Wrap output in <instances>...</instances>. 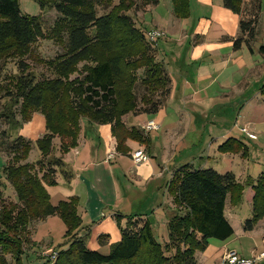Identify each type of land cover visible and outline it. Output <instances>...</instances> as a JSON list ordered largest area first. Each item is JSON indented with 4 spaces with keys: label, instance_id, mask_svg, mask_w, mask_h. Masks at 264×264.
<instances>
[{
    "label": "trees",
    "instance_id": "16d2710c",
    "mask_svg": "<svg viewBox=\"0 0 264 264\" xmlns=\"http://www.w3.org/2000/svg\"><path fill=\"white\" fill-rule=\"evenodd\" d=\"M101 1L36 0L42 12L51 9L58 15L48 31L42 16L21 11L19 0H0V71L15 61L18 72L14 89L4 96L12 105H5L0 114L6 126L0 133V153L9 159L0 170V264H24L23 260L34 253L27 250L34 245L33 226L52 217L60 218L66 231L55 261L48 260L47 264H198L196 255L205 252L211 240L233 237L226 206H241L249 188L254 197L245 232H252L264 219V175L256 182L249 179L241 184L231 172L221 174L191 165L178 168L169 182L174 209L167 224L166 243L156 239L149 221L131 216L121 229V241L111 245L108 254L92 251L87 246L89 233L79 213V200L73 197L52 204L47 187L57 186L60 179L70 183L74 177L57 154L66 155L77 146L81 119L111 125L117 152L126 156L129 141L145 144L147 138L143 130L127 128L122 118L130 113L135 117L158 114L171 93V79L157 59V50L128 15L131 8L140 11V6L123 0L99 16ZM222 2L240 18V36L230 40L234 50L246 45L251 51L264 0ZM172 3L174 16L189 17L190 0ZM142 5L156 7L159 0H143ZM46 40L60 44L63 54L45 63L49 72L30 71L24 59L30 57L34 45ZM139 71H143L141 79ZM138 85L146 91L141 104ZM261 91L264 96V86ZM35 113L45 117L46 134L35 142L16 136L15 130L29 123ZM57 137L62 142L59 149L54 144ZM33 150L39 157L27 163ZM242 150L243 145L235 139L219 148L223 154L245 155Z\"/></svg>",
    "mask_w": 264,
    "mask_h": 264
},
{
    "label": "crops",
    "instance_id": "0c3cea01",
    "mask_svg": "<svg viewBox=\"0 0 264 264\" xmlns=\"http://www.w3.org/2000/svg\"><path fill=\"white\" fill-rule=\"evenodd\" d=\"M201 1L210 2V0ZM161 3L167 8V12L162 14L159 23L168 33L162 47L173 57L170 65L174 66V73L169 70L168 53L160 51L158 59L169 73L171 93L158 114H143L136 117L132 115L133 119L127 124L124 123L129 128H137V125L154 122L160 126L159 130L145 134L146 144L129 141L127 146L130 153L124 156L117 152V140L113 136L111 125L85 123L77 146L63 157L64 162L73 172V179L70 183L60 179L57 186L47 187L53 205L73 197L79 200V213L85 231L89 233L87 246L90 250L102 254H108L111 245L121 241V229L126 225V218L131 216H140L143 220L149 221L156 239L160 243L167 242V224L173 208L172 199L168 197L167 185L172 173L182 167L178 165L176 156L184 144L183 130H187L188 135L195 127L194 124L203 120L202 118L199 120L197 115H204L221 106L223 102L220 100L231 96L229 89L242 84L246 78L244 71L249 66L247 56L249 57L251 53L248 47L243 45L241 50L235 51L233 42L230 41L240 36V18L225 9L222 2V9L214 8L210 22L201 20L192 26L187 21L173 19L172 0H159L155 10L161 9ZM235 17L238 19L236 20ZM184 23H188L186 27H183ZM169 24H171L170 28H168ZM180 48V53L175 55V51ZM183 61L190 63L186 67V74L183 70ZM190 66L195 68L194 74L188 73ZM45 134L46 121L40 113H35L28 124L15 130L16 136L33 142ZM223 138L225 140V137ZM142 146L147 149L149 161L137 171L131 155ZM169 146L173 151L171 156L167 151ZM56 147L60 148L57 145ZM109 155L113 156L110 160ZM0 156L2 159L0 170H2L9 159L4 154L0 153ZM38 157L37 151L33 150L26 162L34 163ZM167 162L170 163V169H166ZM99 168H104L103 175L109 178L104 183L101 182L102 179L100 180ZM123 183L127 184L126 188L122 187ZM140 192L141 195H138ZM8 193L11 197H15L13 190H9ZM253 197V191L248 189L245 192L244 202L252 206ZM119 202H123L124 207L118 208ZM130 206L137 211L135 213L127 211L129 215L122 212L125 207ZM228 207L227 204L225 213L234 230L233 237L227 241L211 240L207 250L196 255L198 264H211L212 260L214 264H223L228 252H236L245 258H253L264 253V227H261L264 225V220L252 232H245V221L242 223L241 220L238 223V219L232 217L237 208L233 209L229 218ZM233 221L238 224V229L234 227ZM159 226H163V230L156 232ZM258 264H264V260Z\"/></svg>",
    "mask_w": 264,
    "mask_h": 264
},
{
    "label": "rangeland",
    "instance_id": "374dc122",
    "mask_svg": "<svg viewBox=\"0 0 264 264\" xmlns=\"http://www.w3.org/2000/svg\"><path fill=\"white\" fill-rule=\"evenodd\" d=\"M121 1L123 0H102V3H99L97 7L98 15L102 16L109 13L114 7L118 6ZM132 1L140 6L141 9L140 11H135V9L133 10V8H131L132 11H130L128 15L133 17L137 28L146 34L148 42H150L151 46L157 50V59L160 51L168 53V55H166L169 70L171 73H174V66L170 65L173 61V57L169 54V52H167L168 50L165 51L162 47L164 40L168 36L167 29L159 23V19L163 16L162 14L167 12V8L164 7L163 3L160 4L161 9L159 10H155L156 7L151 6L143 8V0ZM19 2L21 11L24 14L30 16H42L48 31L52 30L58 18L55 10L47 9L42 12L36 0H19ZM221 2V0H210V2L204 3V1L201 0H190L189 17L187 19H178L173 13V19L182 22L187 21L190 26L199 23L201 20H209L210 22V19L212 20L213 18L214 8L216 7L217 10L222 9L223 2ZM262 6L260 19H258L257 37L252 42V50H249L251 55L249 54V57L247 56L249 66L244 71V73H246V78L242 81L241 85L239 84L236 87L229 89L228 92L231 96H226L225 99H221L220 102H223L221 106L219 105L217 108H214L209 113H205L204 115H197L199 120L201 118L203 120L197 121L194 124L195 127L188 133V135L186 134L188 131L185 129L183 130L182 134L185 135L184 144H182V147H180L178 155L176 156L179 166L193 165L195 169L203 167L207 169L213 168L219 173H225L226 171L231 172L241 184H246L249 179L256 182L262 175H264V96L261 91L264 86V2ZM235 18L236 20L238 19L237 17ZM161 23L163 22L161 21ZM188 23H184L183 27H186ZM170 27L171 24H169L168 28ZM151 33H160L161 36L160 38L152 40L149 37V34ZM180 51L181 48L178 51H175V55L180 53ZM61 54H63V47L60 44L56 43L54 40H46L40 41L34 45L32 47L30 57H27L24 60L30 71L49 72L48 68L44 66L45 63L53 61ZM183 63L184 74H186V67L187 65H190V63L189 61H183ZM82 67L83 64L78 67L79 74L82 72ZM194 72L195 68L190 66L188 73L194 74ZM78 73L73 75L71 79L76 78ZM17 74L18 72L15 67V61L8 62L7 65L2 67L0 71V114L5 105H12L11 99L4 96H6V92H12L14 89V82ZM142 75L143 71H139L138 77L140 79L142 78ZM136 93L138 102L141 104V98L146 95L144 87L138 85ZM257 106H259V108H256ZM132 115V113L125 115L122 118V122H126L127 124V122L133 119ZM87 122L89 121L85 119L80 120L78 140L83 131V127L85 128V123ZM148 123L150 122L137 125L136 127L143 130L145 134H148L149 132L144 129ZM157 126L156 130H159L158 128H160V126ZM5 128V122L0 119V133L4 131ZM132 128L134 127H130L129 129ZM223 137H225V140ZM226 139H235L241 143L243 145L242 151L246 154L244 155L243 152L238 154L221 153L219 148H221L228 141H226ZM54 144L61 147V139L58 137L55 138ZM140 149H143L148 155L146 147L142 146L139 150ZM167 151L171 156L173 151L170 146ZM134 153L131 155V160L135 170L138 171L148 162L137 165L133 160ZM57 155L62 156V158L64 157L60 151ZM1 160L0 156V165ZM165 164L164 165L167 166L166 169H170V163L167 162ZM1 167L2 166H0V168ZM104 171V168H99L100 180L102 179L101 182L103 183L109 179L108 176L103 175ZM122 187L126 188L127 184L123 183ZM168 187L169 184L167 185L168 197L172 199V195H170ZM138 195H141V192ZM243 200L245 201V193ZM123 205V202H119L117 207L122 208L124 207ZM171 206H173L172 209H174L173 199ZM228 206L227 215L230 218L233 213V209L235 208L229 203ZM123 210L124 211L122 212H125L126 215H129L127 211H131V213H135L137 211L131 206L129 208L125 207ZM232 217L238 219V223L241 222V220L242 223H244V221L246 222L252 218V206L243 202V204L239 206L236 211H234ZM263 220L264 219L261 221ZM261 221H259V223ZM232 223L234 227L238 229V224L235 221ZM33 227L34 229L31 230V235L34 245H30L27 250H34V253L28 258V260L27 258L23 260L24 264H47L50 256L52 255V253L48 254V252L50 250L58 252V249H60L61 245L64 244V234L66 228L61 219L58 217H52L45 223L38 222L36 223V226L34 225ZM261 227H264V225H261ZM159 230H163V226L156 228V232ZM161 239L162 235L160 234V240ZM211 264H214V260L211 261Z\"/></svg>",
    "mask_w": 264,
    "mask_h": 264
},
{
    "label": "built area",
    "instance_id": "2783aa9c",
    "mask_svg": "<svg viewBox=\"0 0 264 264\" xmlns=\"http://www.w3.org/2000/svg\"><path fill=\"white\" fill-rule=\"evenodd\" d=\"M161 34L160 33H151L149 34V37L152 40H155L156 38H160ZM157 125L154 122L148 123V125L144 128L147 132H151L157 129ZM252 137V136H251ZM112 155H109L108 159H112ZM133 160L134 162L138 164H145L149 161V156L145 153L143 149H140L136 151L133 155ZM52 253L50 256V261L54 262L56 257H57V252L50 250L48 254ZM262 260H264V253H261L260 255L253 257V258H245L240 256L236 252H228L224 259H223V264H258Z\"/></svg>",
    "mask_w": 264,
    "mask_h": 264
}]
</instances>
